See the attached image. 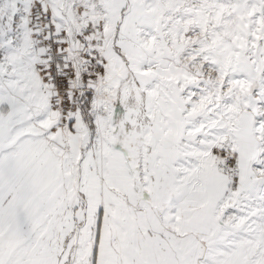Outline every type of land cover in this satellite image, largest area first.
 <instances>
[{
  "label": "snow or ice",
  "instance_id": "1",
  "mask_svg": "<svg viewBox=\"0 0 264 264\" xmlns=\"http://www.w3.org/2000/svg\"><path fill=\"white\" fill-rule=\"evenodd\" d=\"M0 264H264V0H0Z\"/></svg>",
  "mask_w": 264,
  "mask_h": 264
}]
</instances>
